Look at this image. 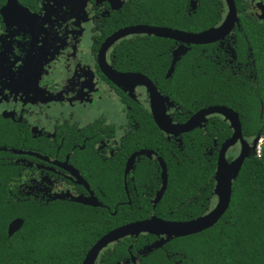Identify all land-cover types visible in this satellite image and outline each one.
I'll use <instances>...</instances> for the list:
<instances>
[{"label": "flooded vegetation", "instance_id": "1", "mask_svg": "<svg viewBox=\"0 0 264 264\" xmlns=\"http://www.w3.org/2000/svg\"><path fill=\"white\" fill-rule=\"evenodd\" d=\"M6 1L0 0V10ZM153 1L161 2L16 0L19 6L26 9L27 16L8 12L4 17L0 13V259L4 256L17 257L18 260H27L28 264H33L36 256L42 253L46 255V250L52 248L53 251L48 253V256L58 259L78 257V264H81L92 245L102 235L117 227L151 218L171 222L187 221L196 217H185V214L177 213L178 210H185V202L196 203L197 208L199 203L201 210H205L199 216L206 214L216 204V180L213 174L212 179L208 178L203 188L197 189L191 197L178 201L177 206L171 204L162 207L161 200L168 181L166 173L163 185L160 163L163 161L159 155L162 137L180 150L178 137L188 132L176 136L162 133L152 119L145 87L134 81H110L101 74L97 65L100 46L116 31L146 25L188 32L181 28L194 20L192 15L196 10L200 9L196 15H204L205 12H201V9L206 10L209 4V0H169L173 3L172 16L175 21H179L176 22L177 27L138 23L137 20L141 17L131 15L115 18V15H121L128 7L136 6L132 11L138 14L147 3ZM232 2L236 22L222 39L205 45H190L170 40L173 43L168 50L169 61L164 71V79L173 76L178 59L189 51L190 46L216 45L223 53L226 64L234 63L235 66H240V63L235 61L232 47L235 41L234 32L240 19L264 25V20L259 18L262 14L259 6H264V0ZM216 4L221 11L220 18L210 28L217 27L227 12L224 0H216ZM8 17L9 22L4 21V18ZM67 22L80 25V31L75 35L72 33L74 36L73 41L70 40V46H66L65 39L68 33ZM138 36L152 35L132 34L115 40L104 51L106 65L118 73L143 75L151 82L160 98L159 110L162 111V103L166 104L164 115L170 124L184 123L202 108L193 111L181 122L174 121L173 113L177 108L173 106L170 97L159 90L155 70L145 69L144 66L139 70H126L117 64L114 52L116 46L119 47L121 42ZM86 38L89 42L87 57L81 60L78 52ZM178 48V59L166 77L173 53ZM249 57L250 55L246 56ZM248 65L251 66L249 63ZM65 68L67 74L65 73L60 81L61 70ZM56 70L58 77L54 74L57 73ZM100 91L117 100L121 107L122 123L114 126L106 124L102 119H96L82 127L74 124L71 121V106L74 103L82 105L80 102L85 99L96 98ZM56 96L58 99L52 102ZM49 104L60 106L55 111H61L63 105L70 110L65 116L61 112L52 113L53 111L47 108ZM204 120L213 132H217L220 124H225L229 130L228 136L221 142L217 144L216 137H213L212 147L208 145L203 148L204 156L211 155L216 161L221 144L231 136L232 131L220 115L211 114ZM203 123L200 122L195 128L201 129ZM241 137L245 150L249 145H253V139H244L242 134ZM239 150L240 142L236 140L226 149L225 161H232ZM206 188L207 194L203 193ZM73 198L87 200L92 205L74 202ZM57 203L62 214L74 211L86 221H97V224L103 226L109 223L103 221V216L115 217L118 212L120 216L117 225L105 230L92 241L91 234L81 237L79 220L74 223L79 235L64 236L61 238L64 239L63 242H58L55 237H36L31 221L26 229L27 235L22 234L24 221L17 216L18 209L36 205L54 208ZM100 216L101 220H98L97 217ZM15 219L21 220V225L8 234V225ZM66 222L69 221L60 220L53 223H63L65 226ZM176 239L143 232L127 235L102 247L92 264H179L181 256L177 251ZM43 244H58L61 247L39 246ZM60 249L62 251H59Z\"/></svg>", "mask_w": 264, "mask_h": 264}, {"label": "trees", "instance_id": "2", "mask_svg": "<svg viewBox=\"0 0 264 264\" xmlns=\"http://www.w3.org/2000/svg\"><path fill=\"white\" fill-rule=\"evenodd\" d=\"M172 4L169 0H161L160 3L153 1L147 3L138 14L132 11L136 6L128 7L121 15H115V18L131 15L141 17L138 23L177 27L175 25L179 21H175L172 16ZM203 11L204 15L198 16L196 13L200 9L196 10L192 15L194 20L181 29L196 33L205 31L219 21L221 11L216 0H209L206 10L201 9ZM234 35L232 47L235 61L240 63L239 67L234 63L226 64L223 53L216 45L190 46L189 51L178 59L170 79H164L163 76L169 61L168 50L173 41L138 36L121 42L114 51L117 64L126 70H139L141 66L155 70L159 90L169 96L177 108L173 113L174 121L181 122L197 109L221 105L236 114L244 139H253L254 147L257 140L261 139L258 155L254 149V153L243 159L231 183L229 205L221 218L209 229L175 240L181 256L179 264H264V25L240 19ZM247 55L250 57L246 58ZM203 122L201 129L194 127L178 137L180 150L162 137L159 155L168 176L167 188L161 200L162 207L171 204L177 206L178 201L191 197L197 189L203 188L208 178L212 179L213 174L215 176V158L204 156L203 148L208 145L212 147L213 137H216L217 144L221 142L228 136L229 130L225 124H220L217 132H213L206 120ZM203 193H208L207 188ZM197 204L198 208L195 207L196 203L185 202V210H178L177 213H183L185 217H199L205 210H201ZM16 214L24 221L22 234L27 235L26 229L31 221L36 237H55L58 242H63L61 238L64 236L79 235L74 225L76 220L81 225V237L91 234L92 241L105 230L117 225L120 216L119 212L115 217L103 216V221H109L103 226L97 224V221H86L74 211L62 214L59 203L54 208L37 205L26 209L21 207ZM97 218L101 220V216ZM60 220L69 222L65 226L63 223H53ZM39 246L61 247L58 244ZM52 251V248L46 250L48 253ZM48 253L36 256L33 264L79 262L78 257L58 259L48 256ZM0 264H28V261L4 256Z\"/></svg>", "mask_w": 264, "mask_h": 264}, {"label": "water", "instance_id": "3", "mask_svg": "<svg viewBox=\"0 0 264 264\" xmlns=\"http://www.w3.org/2000/svg\"><path fill=\"white\" fill-rule=\"evenodd\" d=\"M227 5V12L223 21L215 28H210L198 33L183 32L165 27H150L146 25H137L128 28H124L116 31L110 37H108L100 46L97 53V65L103 76L113 82L134 81L145 87L148 93L149 107L151 116L156 127L165 135L176 136L190 131L195 126H198L200 122L204 121V118L211 114H217L223 117L229 124V128L232 133L231 136L226 139L220 146L216 161H215V180L216 185L214 188V194L216 196V204L206 214L196 217L187 221L171 222L162 221L159 219H148L141 222H135L117 227L108 233L102 235L89 249L81 264H92L98 251L104 247L107 243L122 238L127 235H136L138 233H148L152 235H164L166 238H179L194 235L200 233L206 229L211 228L226 211L231 194V182L234 180L243 159L248 156L245 150L244 142L241 137L240 123L236 114L225 106L212 105L204 107L196 111L190 116L184 123L173 125L166 119L162 111L159 110L160 98L155 91L151 82L143 75L135 73H118L109 68L104 61L105 49L113 43L115 40L132 34H146L155 37H161L173 41H178L184 44L192 45H205L216 42L227 35L236 22L235 8L232 0H224ZM261 15L260 19L264 20V6L260 7ZM8 12L13 14H20L27 16L26 9L18 5L16 0H7L5 5L0 10V13L5 17ZM9 17L4 18V21L9 22ZM179 52V53H178ZM180 54V48H178L172 56L170 66L167 70L166 77L172 71L174 63L178 59ZM236 140L240 142V150L238 155L230 162H226L224 153L226 149L233 145ZM161 163V171L163 173V185L165 184L166 170L165 166ZM164 187V186H163ZM161 192V191H160ZM74 202L81 204L92 205L87 200L80 198H73ZM21 225V220L15 219L8 225V234ZM159 245V244H158Z\"/></svg>", "mask_w": 264, "mask_h": 264}, {"label": "rangeland", "instance_id": "4", "mask_svg": "<svg viewBox=\"0 0 264 264\" xmlns=\"http://www.w3.org/2000/svg\"><path fill=\"white\" fill-rule=\"evenodd\" d=\"M92 21H94L92 19ZM67 31L68 33L66 34V46L72 45L71 42L73 41V36L80 31V25L77 24H72L67 22L66 23ZM74 35H73V34ZM4 37V36H3ZM72 40V41H70ZM88 38H86L80 45L81 49L78 52L79 59L84 60L87 57L86 51L88 49ZM183 52V51H182ZM181 52V53H182ZM58 69V68H57ZM59 70V69H58ZM58 70H56L57 73H54L58 77ZM67 74V69L61 70V76L63 80L64 74ZM42 81V80H41ZM44 83V81H42ZM58 99V96L54 97L52 102H55ZM49 101V100H47ZM164 102V100H162ZM82 105L79 103H74L71 106V112H72V118L71 121H73L74 124H76L79 127L85 126L88 123L96 120V119H102L106 124L114 125L117 126L123 121L122 114L120 112V105L113 98V96L108 95L102 91H100L97 95L96 98H93L91 100L85 99L84 102H80ZM166 104L162 103V113L165 114V109H166ZM60 106L55 105V104H49L47 108H50L53 112H61L63 116H65L70 109L65 108V105L62 106L61 111L56 110ZM254 144L251 146L249 145L246 147V153L247 155H250L254 153Z\"/></svg>", "mask_w": 264, "mask_h": 264}, {"label": "built area", "instance_id": "5", "mask_svg": "<svg viewBox=\"0 0 264 264\" xmlns=\"http://www.w3.org/2000/svg\"><path fill=\"white\" fill-rule=\"evenodd\" d=\"M260 144H261V139H258L257 140V144H256V146H255V154H256V156L258 155V153H259V147H260Z\"/></svg>", "mask_w": 264, "mask_h": 264}]
</instances>
